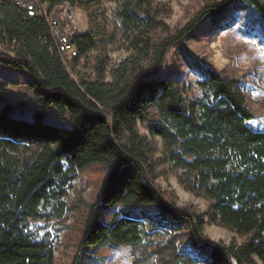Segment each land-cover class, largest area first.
<instances>
[{
  "label": "trees",
  "instance_id": "trees-1",
  "mask_svg": "<svg viewBox=\"0 0 264 264\" xmlns=\"http://www.w3.org/2000/svg\"><path fill=\"white\" fill-rule=\"evenodd\" d=\"M50 6L80 2L89 8L99 0H44ZM116 13L122 37L131 54L104 77V61L96 58V78H87L78 64L96 51L91 33H73L70 42L77 57L66 68L49 50L44 22L0 0V47L11 43L10 53L0 52V66L27 74V89L36 105L32 121L13 118L14 106L0 107V264H54L47 236L28 231L31 223L50 224L65 212V189L78 172L95 166L107 169L94 202L89 206L73 264L89 248L97 251L127 247L130 264H264V131L246 123L254 116L247 109L236 80L221 78L190 56L201 75L200 98H185L175 79L157 74L166 54L181 45L199 25L220 27L232 8L248 9L247 36L259 31L264 41V4L259 0H224L208 5L180 31L169 35L159 17L166 9L161 0H120ZM161 29L167 37L156 42ZM47 40V44L43 41ZM73 78V79H72ZM8 85L0 82V101ZM28 104L20 97L17 105ZM54 108L61 124L43 119ZM151 107L156 119L145 113ZM145 124L161 140L164 160L181 172L186 192L211 201V225L246 237L241 244L209 245L201 236L205 222L167 204L155 189L152 151L137 133ZM104 206H120L110 221L99 216ZM158 206V218L149 223L148 210ZM149 209V208H148ZM185 228L189 246L184 248Z\"/></svg>",
  "mask_w": 264,
  "mask_h": 264
},
{
  "label": "rangeland",
  "instance_id": "rangeland-1",
  "mask_svg": "<svg viewBox=\"0 0 264 264\" xmlns=\"http://www.w3.org/2000/svg\"><path fill=\"white\" fill-rule=\"evenodd\" d=\"M224 0H161L159 3L165 6L164 15L159 17L169 29V35L180 31L184 26L204 7L222 3ZM264 4V0H259ZM120 0H99L91 4L89 8L80 2L70 6L77 33H91L95 37L96 51L81 61L77 69L84 71L89 66L87 78H96V58L104 61V77L110 81L118 64L130 54V47L122 37L119 21L116 13L120 9ZM248 9H230L220 23V27H211L206 22L185 38L181 45L175 46L166 54L165 60L157 74L165 79L173 78L177 82V88L181 90L185 98H200L201 92L197 87L201 75L192 65L190 56L202 62L205 66L226 80H236L243 94L247 109L254 118L246 125L254 132L264 131V41L257 30L253 36H247L250 20L247 17ZM158 39L167 37L161 29L154 36ZM86 71V70H85ZM17 73H22L16 71ZM73 79V78H72ZM8 80L5 72L0 71V82ZM23 89L12 86L6 92L3 104L13 103L16 108L11 116L13 118L32 121L35 103H30L26 108L17 107V101L24 97ZM0 103V106L3 105ZM145 113L156 119V110L148 107ZM43 121L52 126H69L68 117L63 124L58 120L54 108H49V113ZM137 133L147 140L152 151L151 161L158 163L155 168L154 187L163 194L164 201L174 209L181 212L199 216L205 222L201 236L209 245L219 243L228 245L230 242L241 244L246 237H241L233 231L219 225H211L209 207L211 201L202 195L186 192L181 183V172L175 169L170 162L164 160V149L161 140L149 134L145 124H137ZM107 169L95 166L90 171L78 172L76 178L65 189L64 214L54 219L50 224L41 222L31 223L28 231L37 238L47 236L54 250V264H73L80 236L83 232V224L87 216L89 206L94 202ZM120 206H104L99 220L102 223L110 221L112 215L118 212ZM148 210L149 219L143 220L149 223L151 219L158 218L160 208L158 206L140 207ZM149 208V209H148ZM183 236L182 244L192 257L201 258L200 253L189 246V235L183 227L180 230ZM79 264H130V256L127 247L111 250L97 251L89 248L83 255Z\"/></svg>",
  "mask_w": 264,
  "mask_h": 264
},
{
  "label": "built area",
  "instance_id": "built-area-1",
  "mask_svg": "<svg viewBox=\"0 0 264 264\" xmlns=\"http://www.w3.org/2000/svg\"><path fill=\"white\" fill-rule=\"evenodd\" d=\"M11 2L28 16L45 23L49 33V50L57 52L63 65L67 69L70 68L77 57V51L70 42V36L76 32L70 6L66 3L50 6L44 0H11ZM47 42V40L43 41L44 44ZM14 43V41L11 43L5 41L0 47V52L10 53Z\"/></svg>",
  "mask_w": 264,
  "mask_h": 264
},
{
  "label": "crops",
  "instance_id": "crops-1",
  "mask_svg": "<svg viewBox=\"0 0 264 264\" xmlns=\"http://www.w3.org/2000/svg\"><path fill=\"white\" fill-rule=\"evenodd\" d=\"M0 71L5 72L7 75L8 80L1 82V83H5L8 85L7 91L9 90L10 86H12L16 89H23L25 91V95H23V96L28 99V104L24 107H21V108H26L30 103H32V102L34 103L33 96L31 94V92L27 89V86H26L27 83H29L31 81V78L27 74H25L24 72L17 73L16 71L6 69V68H3L1 66H0ZM3 101H4V99L1 100L0 103L3 104ZM11 104H13V103H11ZM17 107H18V105H17ZM15 108H16V106H14V109ZM34 110L35 109H33V111ZM31 114H33V113H31Z\"/></svg>",
  "mask_w": 264,
  "mask_h": 264
}]
</instances>
